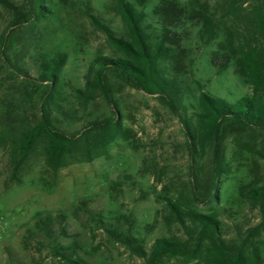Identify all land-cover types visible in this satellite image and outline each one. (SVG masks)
<instances>
[{
    "label": "rangeland",
    "instance_id": "rangeland-1",
    "mask_svg": "<svg viewBox=\"0 0 264 264\" xmlns=\"http://www.w3.org/2000/svg\"><path fill=\"white\" fill-rule=\"evenodd\" d=\"M119 1L43 0L49 10L44 17L10 27L12 21L24 17L23 0H0V39L11 28L2 48L5 55L0 43V214L4 220L0 264H71L55 253L54 240L38 223L39 212L45 211L65 213L61 223L67 234L58 236L57 241L75 246L85 262L148 264L122 236L110 230L135 237L147 250L158 237L186 238L181 225L170 218L169 200L185 203L189 211H213L227 242L239 245L249 240L241 261H251L252 251L264 261L263 212L247 196L251 188L264 186L262 129L225 125L219 201L195 206L190 199L195 184L192 172L197 171L199 184L208 183L212 139L204 148H198L196 162L192 163L183 124L169 106L157 94L109 75L121 125L113 141L91 159L53 169L47 160V140L41 136L29 158L15 170L13 147L26 129L40 121V86L26 78L23 71L38 77L43 60L64 56L55 100L60 110L53 117L65 132H75L90 121L111 116V107L101 91L87 81L92 62L97 57L112 56L117 48L93 23L91 15L99 16L118 36H126L129 26ZM127 1L145 11L147 24L157 20L154 9L160 0ZM178 1L189 8H208L220 25L218 35L209 42H202L198 26L189 28L185 40L190 66L178 78L184 90L185 113L200 126L202 91L231 101L255 94L256 89L236 73L235 64L218 72L212 54L229 36L235 44L241 34L254 42L258 41L257 32L250 1L236 13L228 9L229 0ZM257 94V99L264 102V88H259ZM59 227L55 221L56 235ZM207 255L192 260L170 258L166 264L219 261Z\"/></svg>",
    "mask_w": 264,
    "mask_h": 264
},
{
    "label": "trees",
    "instance_id": "trees-1",
    "mask_svg": "<svg viewBox=\"0 0 264 264\" xmlns=\"http://www.w3.org/2000/svg\"><path fill=\"white\" fill-rule=\"evenodd\" d=\"M247 1L252 4V21L258 41L253 42L246 34H241L240 41L235 44L229 36L213 52L212 64L218 72L227 69L230 64H235L236 73L250 83L256 92L254 95H244L231 101L202 91L198 112L200 126L195 125L185 113L187 105L178 77L187 73L190 66L189 48L185 44L189 28L198 26L202 42H209L219 32L220 25L215 14L208 8H189L178 0H160L154 9L157 20L153 24H147L143 9L135 7L130 1L120 0L122 15L129 26L126 36H118L111 27L101 22L99 16L91 15L93 23L107 33L109 40L117 48L112 56L97 57L92 62L87 81L89 86L101 91L112 114L104 119L90 121L75 132L67 133L55 124L53 117V113L60 110L55 100L58 74L65 61L64 56L55 55L43 60L39 65L38 77L23 71L26 78L36 81L40 86V121L26 129L13 147L15 170L29 158L41 136H45L47 140V160L53 169L68 162L91 159L112 142L121 127L118 105L109 80V75H113L127 85L157 94L178 116L186 132L192 163L196 162L198 148H204L212 139L209 181L206 185L199 184L200 178L194 169L192 178L195 184L190 199L195 206L219 201V185L224 173L222 138L225 125L236 123L264 130V102L257 99L258 89L264 88V0H229L227 7L236 13ZM23 4L24 17L12 21L10 27L38 20L49 12L43 0H23ZM10 27L0 39L1 49L5 46ZM1 51L5 55L4 49ZM247 196L261 206L264 223V186L251 188ZM169 206L170 218L181 225L186 238L158 237L150 250H147L135 237L117 233V229L110 232L122 236L130 249L143 256L148 264H166V260L170 258L192 260L204 257L206 252L209 253V258L219 260L203 261L209 264H264V261H259L260 255L253 251L251 261H241L249 240L242 241L239 245L227 242L222 235L221 221L213 211H189L190 206L186 208L185 203L174 200H169ZM65 216V213L55 215L52 211L38 214L40 227L47 237L54 240L52 247L55 253L71 264H108L87 263L78 255L75 246H65L57 241L58 236L67 234V229L61 223ZM55 221L60 226L57 235L53 228ZM260 225L255 229H259Z\"/></svg>",
    "mask_w": 264,
    "mask_h": 264
},
{
    "label": "built area",
    "instance_id": "built-area-1",
    "mask_svg": "<svg viewBox=\"0 0 264 264\" xmlns=\"http://www.w3.org/2000/svg\"><path fill=\"white\" fill-rule=\"evenodd\" d=\"M3 230H4V220L2 215L0 214V235L2 234Z\"/></svg>",
    "mask_w": 264,
    "mask_h": 264
}]
</instances>
